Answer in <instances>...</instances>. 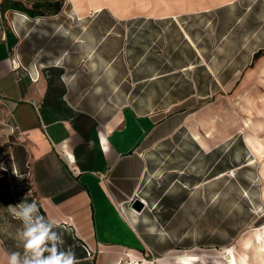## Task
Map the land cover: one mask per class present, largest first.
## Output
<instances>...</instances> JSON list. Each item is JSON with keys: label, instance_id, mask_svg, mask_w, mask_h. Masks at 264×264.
<instances>
[{"label": "crops", "instance_id": "obj_1", "mask_svg": "<svg viewBox=\"0 0 264 264\" xmlns=\"http://www.w3.org/2000/svg\"><path fill=\"white\" fill-rule=\"evenodd\" d=\"M105 1L64 0L60 12L36 17L4 13L0 264L23 251L22 222L9 208L23 200L57 223L79 264L201 260L191 252L201 249L200 229L192 248L188 232L222 199L207 196L200 176L215 143L198 135L223 98L237 97L238 75L264 56L254 59L264 49V0ZM216 164L210 180L224 174ZM262 227L242 238L240 256L226 241L214 245L231 251L228 264H250Z\"/></svg>", "mask_w": 264, "mask_h": 264}, {"label": "rangeland", "instance_id": "obj_2", "mask_svg": "<svg viewBox=\"0 0 264 264\" xmlns=\"http://www.w3.org/2000/svg\"><path fill=\"white\" fill-rule=\"evenodd\" d=\"M242 61H249V58L245 56ZM238 78L237 97L223 98L222 112L212 115L213 125H205L202 135H198L206 142L215 143L212 155H207L202 164L200 176L208 181L207 196L216 190L217 197L222 199L221 207L208 208L205 212L200 211L203 213L200 217L195 216L200 221L204 219L205 225L191 226L188 232L191 237L189 248L194 247L199 229L201 232V249L191 251L199 254L198 264H216L215 260L228 264L227 253L231 251L214 243L226 241L240 256L245 251L242 238L264 224V155L256 156L247 141L250 137L257 151L264 150V56L252 67H246ZM214 163H217L215 169L220 166L224 174L220 179L210 180L213 170H209ZM256 239L259 255L256 245H252L248 260L250 264H264V227L256 234ZM177 245L181 246L180 243Z\"/></svg>", "mask_w": 264, "mask_h": 264}, {"label": "clouds", "instance_id": "obj_3", "mask_svg": "<svg viewBox=\"0 0 264 264\" xmlns=\"http://www.w3.org/2000/svg\"><path fill=\"white\" fill-rule=\"evenodd\" d=\"M9 208L22 222L17 246L23 251L9 253L7 264H79L75 251L64 247L62 233L55 230L57 223L46 219L35 201L23 200Z\"/></svg>", "mask_w": 264, "mask_h": 264}, {"label": "trees", "instance_id": "obj_4", "mask_svg": "<svg viewBox=\"0 0 264 264\" xmlns=\"http://www.w3.org/2000/svg\"><path fill=\"white\" fill-rule=\"evenodd\" d=\"M26 1L31 2V5ZM63 6L64 0H2L1 2L3 13L8 10H17L33 17L56 14L62 10ZM263 53L264 49L259 50L254 54V59H258Z\"/></svg>", "mask_w": 264, "mask_h": 264}, {"label": "built area", "instance_id": "obj_5", "mask_svg": "<svg viewBox=\"0 0 264 264\" xmlns=\"http://www.w3.org/2000/svg\"><path fill=\"white\" fill-rule=\"evenodd\" d=\"M1 2H2V0H0V36L3 40H5L6 39V27H5V24L3 21L4 13L1 10ZM14 66L17 69L22 67V64H21L19 59H17V61L16 60L14 61ZM123 264H134V263L126 261Z\"/></svg>", "mask_w": 264, "mask_h": 264}, {"label": "water", "instance_id": "obj_6", "mask_svg": "<svg viewBox=\"0 0 264 264\" xmlns=\"http://www.w3.org/2000/svg\"><path fill=\"white\" fill-rule=\"evenodd\" d=\"M132 206L136 210L141 211L145 207V204L140 198H135L132 203Z\"/></svg>", "mask_w": 264, "mask_h": 264}, {"label": "bare ground", "instance_id": "obj_7", "mask_svg": "<svg viewBox=\"0 0 264 264\" xmlns=\"http://www.w3.org/2000/svg\"><path fill=\"white\" fill-rule=\"evenodd\" d=\"M97 5H98V3H97ZM97 7V6H96ZM233 254V253H232ZM234 260H236L235 258H234ZM139 264V263H138Z\"/></svg>", "mask_w": 264, "mask_h": 264}]
</instances>
